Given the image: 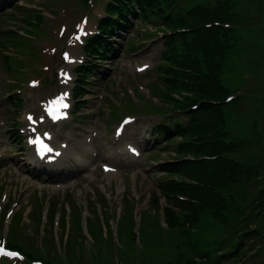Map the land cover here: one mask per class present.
<instances>
[{
  "label": "rangeland",
  "instance_id": "1",
  "mask_svg": "<svg viewBox=\"0 0 264 264\" xmlns=\"http://www.w3.org/2000/svg\"><path fill=\"white\" fill-rule=\"evenodd\" d=\"M228 1L237 16L229 27L202 23L190 26L188 37L175 34L174 23L151 16L158 11L150 9V20L139 21L133 34L124 33L114 43L121 51L89 78L79 113L84 119L70 115L59 124L45 117L44 106L77 81V65L88 64L82 40L105 0H11L0 5L2 244L19 245L44 264H264V235L247 233L252 227L264 231V207L255 216L261 205L257 192L264 188V0ZM216 2L180 0L178 6L185 11L193 4L211 8ZM165 49L169 55L160 58ZM144 62L147 68L139 69ZM171 69L183 71L181 77ZM63 73L71 76L69 81ZM205 88L217 102L208 103L211 109L200 105ZM220 90L226 95H216ZM230 96L234 101L223 105ZM186 108L199 118L193 136L203 141L197 154L177 146L192 135L177 136L175 120L184 121V115L170 112ZM26 113L39 122L37 130L51 129L56 144L76 146L68 151L71 162L60 161L48 171L16 165L29 149L11 147L12 141L24 140L8 129L15 122L28 133ZM122 125L119 137L115 128ZM162 125L164 136L156 142L168 145L153 150L151 134ZM231 140H243V148L229 152ZM85 141L88 149L80 155ZM126 143L139 149L138 158L128 153ZM218 153L231 163L212 165ZM206 161L196 174L188 169V164ZM101 163H111L117 172L109 175ZM226 164L231 169L215 178ZM33 170L46 182L32 178L28 172ZM60 178L68 182L53 183ZM161 184L173 189L164 192ZM198 189L211 195V207L195 197ZM174 198L193 206L179 209ZM23 259L0 257V264H37Z\"/></svg>",
  "mask_w": 264,
  "mask_h": 264
},
{
  "label": "trees",
  "instance_id": "2",
  "mask_svg": "<svg viewBox=\"0 0 264 264\" xmlns=\"http://www.w3.org/2000/svg\"><path fill=\"white\" fill-rule=\"evenodd\" d=\"M178 3H179V0H112L113 5L109 8V11L112 12L113 15L116 14L120 18L124 19V18H127V16L135 15L134 10H135V7H137L142 13V18L143 17L146 18L148 16L146 15V12L149 10V7L150 9L155 8L154 11H158L156 14L160 15V17L162 15L161 18H163L164 20L169 18L166 24L174 23L170 28L172 29V31L176 30V32H174L175 34L186 35L187 37L190 31V26H197V25H202V23H206L207 25H213L216 28H220L224 26L229 27L230 24H232L237 18V16H235L234 12L232 11L230 1L228 0H217L215 6L211 8L203 6L201 4H193V5H190L188 9L185 10L184 12L181 11V8L178 6L179 5ZM110 5L111 3L108 6ZM165 14H167V16H165ZM179 22H182L184 25L182 23L179 24ZM107 25L108 24H106V26ZM92 45H93V48L94 47L95 48L94 49L92 48L89 50L91 53L95 52L98 48L107 49L108 42L105 43L103 42L102 37H98L94 40ZM168 55L169 54L166 52L165 56H168ZM170 71H171L170 73H176L177 76L179 77H181L180 74L181 72H183V71H177L173 69H171ZM189 81H190V85L193 88L198 89V90L201 88V87L199 88L200 84H195L193 80H189ZM79 84H84V82H79ZM211 85H215V81H212ZM81 89L82 88L79 87L77 91H81ZM209 91H210L209 88H205V91L201 92V95H202L201 100H203V102H201L200 105H203L207 109H211L210 107H208V103L215 101V99L209 94ZM216 95L223 96V95H226V93L220 90L216 93ZM194 113L195 112L193 111L190 112V122L186 126L177 128L178 132L180 133L182 137L183 135H187V136L192 135L190 136L191 140H184L182 143L178 144V146L182 148L188 147L190 148V150L188 151H191L193 154H197L199 150V144H200L199 142L201 141L202 138L199 136L197 137L193 136V132L198 126V122H199V118H197L194 115ZM223 133L225 136L227 135L225 131H223ZM198 138L200 139L195 141V139H198ZM214 140L219 141V138L215 137ZM221 142L224 144V149H227L226 148L227 141L222 140ZM236 145L237 144H235L232 148H229L228 151L229 152L235 151ZM204 148H205V145L202 147L200 152H202ZM214 156L216 157L212 158L213 159V162L211 163L212 165H217L219 164V162L231 163V161L228 158H226L222 153L215 154ZM207 161L203 164H199V163L188 164V169L193 174H196L200 168H202L208 163ZM184 162L186 161L184 160ZM222 169L223 170H219L215 173V178L220 179L225 173H227L231 169V165L226 164ZM180 171H182V169L178 170L177 172H180ZM221 183L225 184L224 181H222ZM223 187H226V186H223ZM160 188L163 189L164 192L166 190L173 189L171 184L169 185L161 184ZM200 191L201 189L193 191L195 193V197L200 198L205 205H208L209 207H211L212 206L210 202L211 195L208 192L199 194L198 192ZM177 193H180V192H177ZM184 196H187V195H184ZM174 199H175V204L179 207V209L191 208L193 206L192 203L186 200H181L177 198H174ZM218 214L219 213L217 212L216 216ZM170 216H172L171 213H170ZM247 233L251 235L258 234L257 230H250ZM9 245L11 247H17L18 249H20V247L16 244L13 245L12 243ZM28 256L30 258H34V256H31L30 254H28Z\"/></svg>",
  "mask_w": 264,
  "mask_h": 264
},
{
  "label": "bare ground",
  "instance_id": "3",
  "mask_svg": "<svg viewBox=\"0 0 264 264\" xmlns=\"http://www.w3.org/2000/svg\"><path fill=\"white\" fill-rule=\"evenodd\" d=\"M93 53V52H92ZM33 95V94H32ZM36 96V95H35ZM32 97V96H31ZM56 97H57V95H56ZM32 100H34V99H32ZM38 101H39V99H38ZM32 103H34V102H32ZM35 104V103H34ZM37 104V103H36ZM38 105V104H37ZM40 105V104H39ZM65 139V138H64ZM95 140V139H94ZM93 143V142H92ZM95 143V142H94ZM91 144V143H90ZM96 144V143H95ZM72 145V144H71ZM73 145H75V144H73ZM93 146V145H92ZM76 147V146H75ZM80 147V146H79ZM95 147V146H94ZM98 147V146H97ZM97 150V149H96ZM70 151V150H69ZM87 151V150H86ZM85 151V152H86ZM63 152L65 153V150H63ZM76 152V151H75ZM74 152V153H75ZM77 153V152H76ZM76 153H75V155H76ZM88 154V153H87ZM124 154V153H123ZM61 155H62V153L60 154V156H59V158L61 157ZM81 155V154H80ZM89 155V154H88ZM87 155V156H88ZM78 156H79V154H78ZM83 156V158H84V156H85V154L84 155H82ZM129 157V156H128ZM131 157V156H130ZM82 158V157H81ZM76 159V158H75ZM121 159V158H120ZM130 159H132V158H130ZM78 160V159H77ZM80 160V159H79ZM84 160H85V158H84ZM60 165H62V164H60ZM65 165V164H64ZM64 167V166H63ZM27 171V170H26ZM44 173V172H43ZM58 173V172H57ZM63 174V173H62ZM46 175V174H45ZM61 175V174H60ZM63 177V176H62ZM61 179V178H60Z\"/></svg>",
  "mask_w": 264,
  "mask_h": 264
},
{
  "label": "snow or ice",
  "instance_id": "4",
  "mask_svg": "<svg viewBox=\"0 0 264 264\" xmlns=\"http://www.w3.org/2000/svg\"><path fill=\"white\" fill-rule=\"evenodd\" d=\"M66 107V105H65ZM11 255V253H6L3 247H0V255Z\"/></svg>",
  "mask_w": 264,
  "mask_h": 264
}]
</instances>
